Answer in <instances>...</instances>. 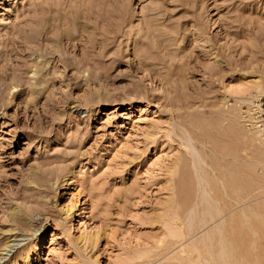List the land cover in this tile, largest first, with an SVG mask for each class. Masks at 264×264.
I'll return each mask as SVG.
<instances>
[{"label": "rangeland", "instance_id": "1", "mask_svg": "<svg viewBox=\"0 0 264 264\" xmlns=\"http://www.w3.org/2000/svg\"><path fill=\"white\" fill-rule=\"evenodd\" d=\"M263 86L264 0H0V264H264Z\"/></svg>", "mask_w": 264, "mask_h": 264}, {"label": "built area", "instance_id": "2", "mask_svg": "<svg viewBox=\"0 0 264 264\" xmlns=\"http://www.w3.org/2000/svg\"><path fill=\"white\" fill-rule=\"evenodd\" d=\"M240 111L244 127L249 131L259 132L264 138V92L253 96L252 101L243 104Z\"/></svg>", "mask_w": 264, "mask_h": 264}]
</instances>
